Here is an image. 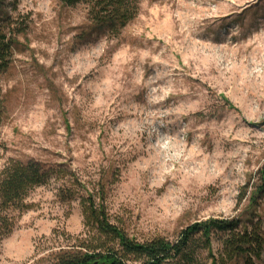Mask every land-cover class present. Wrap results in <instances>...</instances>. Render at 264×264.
Segmentation results:
<instances>
[{"label": "rangeland", "instance_id": "374dc122", "mask_svg": "<svg viewBox=\"0 0 264 264\" xmlns=\"http://www.w3.org/2000/svg\"><path fill=\"white\" fill-rule=\"evenodd\" d=\"M4 7L21 34L2 77L0 171L35 160L103 186L109 220L140 242L251 211L250 189L238 198L264 162V0H139L117 36L83 4ZM57 188L29 195L0 264H44L83 235L85 193ZM258 212L264 231V198Z\"/></svg>", "mask_w": 264, "mask_h": 264}, {"label": "trees", "instance_id": "16d2710c", "mask_svg": "<svg viewBox=\"0 0 264 264\" xmlns=\"http://www.w3.org/2000/svg\"><path fill=\"white\" fill-rule=\"evenodd\" d=\"M59 1L68 7L85 5L88 20L112 36H117L139 9V0ZM20 34L17 22L5 10L4 0H0V128L7 112L2 77L12 64ZM52 181L58 183L56 196L61 201L76 199L72 190L75 185L85 193V199L80 202L84 232L75 239V244L50 252L44 264H207L208 259L209 264H258L261 261L264 231L258 208L264 198V162L239 194L238 204L245 199L248 189L251 191L247 198L251 211L246 215L194 223L181 230L172 242L161 237L140 242L109 220L103 186L90 192L61 165L10 160L0 171V243L32 209L33 205L27 202L29 195ZM213 243L217 244L216 253Z\"/></svg>", "mask_w": 264, "mask_h": 264}]
</instances>
